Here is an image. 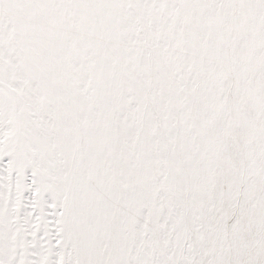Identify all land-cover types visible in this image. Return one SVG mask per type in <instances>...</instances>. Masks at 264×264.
<instances>
[{"label": "snow or ice", "instance_id": "obj_1", "mask_svg": "<svg viewBox=\"0 0 264 264\" xmlns=\"http://www.w3.org/2000/svg\"><path fill=\"white\" fill-rule=\"evenodd\" d=\"M0 264H264V0H0Z\"/></svg>", "mask_w": 264, "mask_h": 264}]
</instances>
